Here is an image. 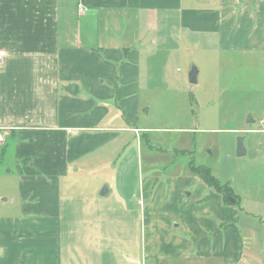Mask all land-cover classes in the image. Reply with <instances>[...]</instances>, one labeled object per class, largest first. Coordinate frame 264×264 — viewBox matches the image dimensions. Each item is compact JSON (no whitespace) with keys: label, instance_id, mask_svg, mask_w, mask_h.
I'll use <instances>...</instances> for the list:
<instances>
[{"label":"crops","instance_id":"crops-1","mask_svg":"<svg viewBox=\"0 0 264 264\" xmlns=\"http://www.w3.org/2000/svg\"><path fill=\"white\" fill-rule=\"evenodd\" d=\"M186 48L205 67L196 83L201 74L226 99L224 132L241 134L242 156L251 153L226 177L193 164L231 197L135 126L143 92L172 96L169 70ZM0 49V174L12 191L0 200V264H133V248L156 264H260L264 0H0ZM132 145L137 166H149L143 197L118 189ZM160 155L162 168L152 165Z\"/></svg>","mask_w":264,"mask_h":264},{"label":"rangeland","instance_id":"rangeland-1","mask_svg":"<svg viewBox=\"0 0 264 264\" xmlns=\"http://www.w3.org/2000/svg\"><path fill=\"white\" fill-rule=\"evenodd\" d=\"M187 48L183 51L184 58H179V61L173 63V72L172 70H169L168 77L172 78L173 85L172 88H170V91L166 92V94L172 96L168 101H163L159 98L164 96L163 93L152 95L148 92H143L139 98L146 103L139 109L140 117L135 126L140 129H152V135H148L151 136L152 141H159L164 144V148H168L166 156H170L169 162L180 153L175 158L176 163L180 166L187 168L186 165L191 164L205 165L214 171L217 176L222 174L223 177H226L230 175L232 169L243 163L244 159L250 160L251 158L249 156L251 153L247 155L248 157H236L232 154L231 145L233 144V140H235L237 135L241 134L224 132L226 128H229L232 125H224L221 122L217 108L223 107L221 104H223L226 99L221 98L218 101L215 100V89L209 79L205 80L210 83V86H203L201 74L205 72V67L202 62L198 60L197 54L194 52L195 50L188 51ZM189 48L192 49V45L189 46ZM197 66L201 71L199 76L200 79L198 80V83L191 84L188 81V73L192 67L197 69ZM208 99L211 102L210 105L207 106L206 103ZM143 109H148L147 113H144ZM262 132L264 133V130H262ZM147 133L148 131L142 132L143 135ZM154 142L151 144H154ZM156 144L160 145L159 143ZM188 146H191V148H188ZM136 151V145L126 148L123 158L119 161L121 164L120 167H123L126 170V179L121 184L119 183L118 189L122 186H126L130 189L131 193L135 191L137 192L136 196L139 194V196L143 197L141 190L146 178L142 180L144 176H141V167L149 166L145 165L144 158L140 159L139 165L137 166ZM187 151L192 152L191 155H187ZM146 153V156L152 154V152L149 151H146ZM161 158H163L162 155L156 157L157 160L152 165L162 168L164 165H161L160 163ZM169 162L167 164H169ZM255 162L256 160L248 161V164H252L251 166L255 167L257 166V164H254ZM138 167H140V169ZM238 175L239 171L237 174H232L233 183ZM101 181V178L95 179L96 185L101 183ZM7 183V177L0 174V200L4 197H8L9 199L12 198V191ZM164 187L166 186L164 185ZM76 193V195H79L80 193H88V191H84L80 187ZM79 241L80 238L76 237V245ZM144 242V236H142L140 241L141 247ZM142 249H145V244ZM132 252L134 259L132 260L134 261L133 264H156L154 260L149 259V256L143 258V255L147 256V254L141 253L140 256L135 248H133ZM74 255L76 256L77 263H83V260H81V257L76 251ZM260 255L263 256L262 253ZM162 261L163 264H198L196 263V260H188V262H186L181 261L179 258H168L167 260ZM260 264H264V258L260 260Z\"/></svg>","mask_w":264,"mask_h":264},{"label":"trees","instance_id":"trees-1","mask_svg":"<svg viewBox=\"0 0 264 264\" xmlns=\"http://www.w3.org/2000/svg\"><path fill=\"white\" fill-rule=\"evenodd\" d=\"M191 173L197 175L207 185L212 187L215 191L220 192L223 197H231V188L227 184H221L219 180L210 173L209 169L204 166L189 165Z\"/></svg>","mask_w":264,"mask_h":264},{"label":"water","instance_id":"water-1","mask_svg":"<svg viewBox=\"0 0 264 264\" xmlns=\"http://www.w3.org/2000/svg\"><path fill=\"white\" fill-rule=\"evenodd\" d=\"M196 75H197V69L195 67H192L188 73L189 83H191V84L196 83ZM236 154L238 156H242L245 154V148H244L242 136L236 137Z\"/></svg>","mask_w":264,"mask_h":264},{"label":"built area","instance_id":"built-area-1","mask_svg":"<svg viewBox=\"0 0 264 264\" xmlns=\"http://www.w3.org/2000/svg\"><path fill=\"white\" fill-rule=\"evenodd\" d=\"M78 9H79V11H83V10H84V8H83L82 6H80V5L78 6ZM4 56H5V52H4V50L0 49V66H1L2 63H3ZM3 139H4L3 134H2V132L0 131V142H2Z\"/></svg>","mask_w":264,"mask_h":264}]
</instances>
